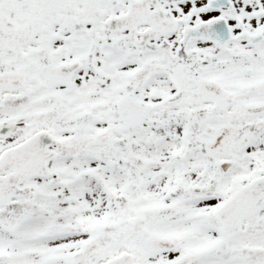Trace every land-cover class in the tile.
<instances>
[{
  "label": "snow or ice",
  "instance_id": "obj_1",
  "mask_svg": "<svg viewBox=\"0 0 264 264\" xmlns=\"http://www.w3.org/2000/svg\"><path fill=\"white\" fill-rule=\"evenodd\" d=\"M0 264H264V0H0Z\"/></svg>",
  "mask_w": 264,
  "mask_h": 264
}]
</instances>
